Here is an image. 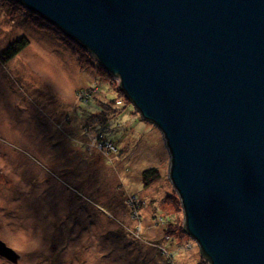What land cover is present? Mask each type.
<instances>
[{"label": "rangeland", "instance_id": "1", "mask_svg": "<svg viewBox=\"0 0 264 264\" xmlns=\"http://www.w3.org/2000/svg\"><path fill=\"white\" fill-rule=\"evenodd\" d=\"M13 3L0 0V50L28 42L0 61V239L20 257L0 255V264L200 262L159 129L140 118L116 77L88 68ZM80 91L92 92L81 99ZM104 96L121 112L100 123L93 114ZM97 129L117 148L101 150ZM148 167L161 178L144 187ZM168 194L176 198L164 202Z\"/></svg>", "mask_w": 264, "mask_h": 264}, {"label": "water", "instance_id": "2", "mask_svg": "<svg viewBox=\"0 0 264 264\" xmlns=\"http://www.w3.org/2000/svg\"><path fill=\"white\" fill-rule=\"evenodd\" d=\"M89 51L159 129L209 264H264V0H16ZM0 255L20 257L0 239Z\"/></svg>", "mask_w": 264, "mask_h": 264}, {"label": "trees", "instance_id": "3", "mask_svg": "<svg viewBox=\"0 0 264 264\" xmlns=\"http://www.w3.org/2000/svg\"><path fill=\"white\" fill-rule=\"evenodd\" d=\"M14 9H22L24 10V6L20 4L18 1H14ZM23 6V7H22ZM25 12H29L31 16V23L36 26L37 28L41 30H49L50 32L54 33V36L58 39L59 42H61L68 50L71 51L72 54H75V56L83 62L88 68L97 70V72L101 75H108L103 68L97 65L93 60L95 59L94 56H92L89 52L85 51L84 48L73 41L72 39L68 38L65 36L58 28L55 26L51 25L48 21L42 19V17H38L31 10H24ZM28 40L25 37H20L12 42H10L2 51L0 50V61L3 62L5 61L4 59L6 58H11L15 54H17L18 51H20L25 45L27 44ZM3 60V61H2ZM97 69H96V68ZM95 89V88H94ZM94 91V90H92ZM92 91H80L78 93L79 97L82 99L84 96H89ZM89 92V93H88ZM86 98V97H85ZM84 99V98H83ZM108 100V101H106ZM100 105V113L93 114V116H100L99 121L101 122H107L108 118L114 117L117 114H119L121 111L119 108L116 107V103L114 99H109L106 96L103 97L102 101H98ZM108 106V107H107ZM96 135H95V141L98 143L99 148L101 150H111L112 148H117L116 145L108 140L107 138H104L103 135L101 134V129L95 130ZM94 131V132H95ZM161 178L160 171L157 170L155 167H148L144 168L141 172V182L144 187L150 186L152 183L158 181ZM176 196L173 194H168L163 198L164 202H170L171 199H175ZM179 199V198H178ZM170 200V201H169ZM179 201V200H178ZM138 207V203L137 206ZM135 208V207H134ZM136 211V209H135ZM161 219V218H160ZM197 264H209V261L206 258H202L200 262Z\"/></svg>", "mask_w": 264, "mask_h": 264}]
</instances>
